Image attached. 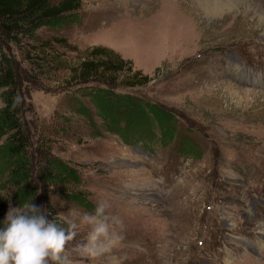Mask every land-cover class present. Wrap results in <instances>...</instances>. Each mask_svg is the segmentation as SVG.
Instances as JSON below:
<instances>
[{
	"label": "rangeland",
	"instance_id": "374dc122",
	"mask_svg": "<svg viewBox=\"0 0 264 264\" xmlns=\"http://www.w3.org/2000/svg\"><path fill=\"white\" fill-rule=\"evenodd\" d=\"M229 4L83 0L78 23L43 31L77 47L57 48L70 68L90 46L113 48L152 77L118 90L170 108L178 119L173 140L127 145L68 109L72 97L87 99L68 66L44 75L41 88L23 89L33 107L28 119L42 128L72 113L65 132L48 134L56 154L78 168L88 206L55 192L42 202L50 219L76 221L68 245L74 264H264V0ZM4 49L27 64L15 43ZM10 191L0 190L5 217L15 208ZM103 201L105 214L123 222L122 239L100 256L82 257L71 251L90 230L79 218Z\"/></svg>",
	"mask_w": 264,
	"mask_h": 264
},
{
	"label": "trees",
	"instance_id": "16d2710c",
	"mask_svg": "<svg viewBox=\"0 0 264 264\" xmlns=\"http://www.w3.org/2000/svg\"><path fill=\"white\" fill-rule=\"evenodd\" d=\"M83 0H0V190L10 189L15 207L25 202L43 206L49 194L64 195L76 203L88 206L78 168L56 154L48 132H65L72 113L58 114L48 128L42 122L28 119L33 111L27 104L24 88H38L42 77L52 70L67 67L72 70L70 81L78 96L68 109L82 115L93 131L100 129L116 134L127 145H147L157 140H173L178 134L176 112L170 108L119 87H134L148 83L151 76L135 69L130 60L105 45L86 48L77 65L70 68L62 62L65 56L57 48L77 50L68 39L57 34L44 37L46 28L60 30L80 21ZM13 42L23 54L22 60L5 51ZM47 71H44V69ZM17 97L19 100L17 101ZM41 126V128H40ZM37 128V133L34 129ZM39 129V130H38ZM35 137V138H34ZM183 145L190 144L183 140ZM4 201L0 200V204ZM0 211V227L5 214Z\"/></svg>",
	"mask_w": 264,
	"mask_h": 264
},
{
	"label": "clouds",
	"instance_id": "9594fccd",
	"mask_svg": "<svg viewBox=\"0 0 264 264\" xmlns=\"http://www.w3.org/2000/svg\"><path fill=\"white\" fill-rule=\"evenodd\" d=\"M108 207L103 201L94 214L85 213L79 218L80 225L90 230L72 252L95 258L119 243L122 236L117 230L123 228V222L117 216L106 215ZM49 215L43 206L33 202L9 207L0 227V264H74L68 245L76 238V221L63 214L52 219Z\"/></svg>",
	"mask_w": 264,
	"mask_h": 264
},
{
	"label": "bare ground",
	"instance_id": "6f19581e",
	"mask_svg": "<svg viewBox=\"0 0 264 264\" xmlns=\"http://www.w3.org/2000/svg\"><path fill=\"white\" fill-rule=\"evenodd\" d=\"M222 1V0H221ZM186 2V1H185ZM230 2H233V0H224V4H227V5H230L229 3ZM219 8V7H218ZM184 11L187 13L188 12V14H191L192 12H193V9L194 8H192V7H190V9L189 8H185L184 7ZM146 12H148V10H147V8L145 7V8H143L142 10H141V12L139 11V13H141V15L142 16H144V15H146ZM139 13H137L138 15H140ZM263 19V18H262ZM172 24H174V23H172ZM169 25H170V23H169Z\"/></svg>",
	"mask_w": 264,
	"mask_h": 264
}]
</instances>
